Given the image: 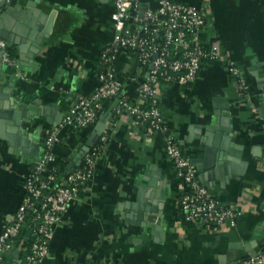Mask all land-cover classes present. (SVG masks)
I'll return each instance as SVG.
<instances>
[{
    "label": "crops",
    "instance_id": "0c3cea01",
    "mask_svg": "<svg viewBox=\"0 0 264 264\" xmlns=\"http://www.w3.org/2000/svg\"><path fill=\"white\" fill-rule=\"evenodd\" d=\"M159 1L139 0L145 9L156 8ZM175 1L206 10L201 41L217 43L224 57L204 63L188 85L163 83L160 108L184 154L196 165L199 180L225 203L240 209L235 224L208 225L183 218L176 166L166 153L164 133L153 132L128 112L116 114L113 109L110 120L115 125L107 123L106 150L93 177L55 227L41 264H237L264 245V0ZM15 4L20 5L17 14L26 13L28 7L46 14L55 10L56 19L51 38L35 56V66L20 64L16 70L5 64L12 76L3 85L12 94L24 93L29 109L55 105V116L67 113L78 95L92 93L99 84L101 54L115 33L114 0H11L7 5ZM9 44L19 61L18 45ZM134 53L125 51L116 62L124 92L130 95L143 79ZM232 66L238 68L239 76ZM132 76L137 80L132 81ZM114 102H105L100 116ZM227 104L222 115L230 118L241 156L239 162L230 163L231 173L221 181L211 179L194 160L203 156L198 138L201 127L217 121L218 107ZM41 122L45 126L37 135ZM95 126L61 127L54 164L66 163L68 168ZM50 127L45 118L28 127L33 135L28 153L9 151L0 144V233L23 200L26 178L44 151V132ZM150 167L162 173L161 181L168 189L157 236L150 227L142 228L129 218L141 176ZM24 241H14V250L20 252L18 264H24L23 253L28 250ZM4 259L3 264L14 263L11 252Z\"/></svg>",
    "mask_w": 264,
    "mask_h": 264
},
{
    "label": "built area",
    "instance_id": "2783aa9c",
    "mask_svg": "<svg viewBox=\"0 0 264 264\" xmlns=\"http://www.w3.org/2000/svg\"><path fill=\"white\" fill-rule=\"evenodd\" d=\"M112 20L115 33L101 54L103 69L99 73L98 86L88 95H78L74 107L65 113L62 122L44 132V151L26 178L23 200L11 219L2 225L0 264L4 255L13 249L15 239L30 216L33 240L24 264H41L47 256L55 227L69 203L93 177L96 163L106 150L109 126H114L115 120L107 122L109 126L99 141L61 182H58L57 165L54 164L59 130L64 125L93 126L99 120L105 102L117 99L116 114L128 112L136 123L145 124L153 132L164 133L166 153L176 166L182 217L208 225L235 224L240 209L225 203L199 180L196 165L184 154L160 108L163 83H192L204 63L224 57L217 43L201 41L206 10L185 2L160 0L156 8H146L142 12L139 0H114ZM9 48V42L0 37L3 62L17 70L20 62L10 55ZM125 51L137 53L136 62L142 71L143 79L137 85L135 97L124 92V80L116 71V62ZM231 68L239 76L238 68ZM131 80L136 81L137 77L132 76ZM237 264H264V245L255 255L241 259Z\"/></svg>",
    "mask_w": 264,
    "mask_h": 264
},
{
    "label": "water",
    "instance_id": "95a60500",
    "mask_svg": "<svg viewBox=\"0 0 264 264\" xmlns=\"http://www.w3.org/2000/svg\"><path fill=\"white\" fill-rule=\"evenodd\" d=\"M9 2L11 0L0 2V37L18 45V58L21 65L35 66V56L43 51L44 41L51 38L56 11L46 14L40 9L32 10L28 7L26 13L17 14L16 9L20 5L8 6ZM144 10L145 8L142 7V12ZM3 53L4 51L0 49V144H6L9 151L17 152L19 150L28 153L29 150L26 147L29 146L30 139L33 138L28 127H33L36 121L42 118H45V121L51 126H57L62 122L65 113L55 116L54 109L58 107L55 105H52L50 109L42 105L36 109H29V102L22 99L24 93L15 95L9 88L4 87V82L12 76V73L7 72V68L4 66ZM8 83L12 84V82ZM262 88H264V83ZM118 103L119 100H115L111 110L100 116L85 145L69 164L68 172L78 166L84 155L99 141L107 129V122L112 116V110L117 107ZM218 109L219 111L216 112L219 116L217 121L201 127L203 132L198 138L203 145V156L194 161L203 165V170L209 172L212 176L211 179L219 178L221 181H226L227 176L231 173L230 163L239 162L241 155L238 148L241 146L233 141L230 118H225L222 115L225 113L224 109L227 111L228 104L218 107ZM44 126L42 122L37 125V135L44 129ZM37 146V143L33 145V147ZM154 168L150 167L151 171H146L141 176L135 201L130 206L132 214L129 218L135 225L145 229L150 227L153 235L157 236L162 231L161 217L168 198V189L161 181L162 173ZM10 252L14 256L13 264L20 263V252L14 250V247Z\"/></svg>",
    "mask_w": 264,
    "mask_h": 264
},
{
    "label": "trees",
    "instance_id": "16d2710c",
    "mask_svg": "<svg viewBox=\"0 0 264 264\" xmlns=\"http://www.w3.org/2000/svg\"><path fill=\"white\" fill-rule=\"evenodd\" d=\"M133 52H135V51H133ZM9 53H10V55L12 56V57H16V53H15V50L12 48V46H10V48H9ZM135 55H137V53L135 52L134 53ZM188 84H190V83H188ZM188 84H186V85H188ZM135 92V91H134ZM137 92H135L133 95H131L132 97H135V96H137V94H136ZM108 102V101H107ZM86 139H85V141H84V143H86ZM108 141H109V139H108ZM32 170V169H31ZM67 173H68V169H67V164L66 163H61V164H59V165H57V178H58V182H61L62 180H63V177L64 176H66L67 175ZM31 216L29 217V220L23 225V227H22V229H21V232H20V234H19V236L16 238L17 239V241H20V240H25L24 241V244H25V246L26 247H28V249H29V247H30V245H31V243H32V240H33V235H32V233H31V228H30V226H31ZM27 252H28V250L26 251V253L24 252L23 253V255L24 256H26V254H27ZM7 254V253H6ZM5 254V255H6ZM5 255H4V258H5ZM3 258V260H5ZM3 262V261H2ZM1 262V263H2Z\"/></svg>",
    "mask_w": 264,
    "mask_h": 264
}]
</instances>
